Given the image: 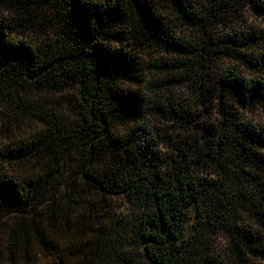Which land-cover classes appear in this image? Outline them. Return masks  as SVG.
<instances>
[{"label": "trees", "instance_id": "trees-1", "mask_svg": "<svg viewBox=\"0 0 264 264\" xmlns=\"http://www.w3.org/2000/svg\"><path fill=\"white\" fill-rule=\"evenodd\" d=\"M246 8L264 18V0H0V215L53 208L31 233L0 225V259L264 264V127L240 111L264 110V28ZM71 88L69 124L54 101L25 100ZM170 124L195 128L198 149ZM70 142L91 201L72 216L54 206ZM106 196L139 212L99 223ZM125 225L142 258L123 247ZM209 227L223 245L205 246Z\"/></svg>", "mask_w": 264, "mask_h": 264}, {"label": "rangeland", "instance_id": "rangeland-1", "mask_svg": "<svg viewBox=\"0 0 264 264\" xmlns=\"http://www.w3.org/2000/svg\"><path fill=\"white\" fill-rule=\"evenodd\" d=\"M47 14V12H45ZM245 18L250 23V25L258 27V28H264V18H261L254 14L249 8H246L245 11ZM44 26L46 28V34L50 35L53 33L54 26L51 25V22L46 20L44 23ZM112 44H118L116 42ZM234 62L230 60H221L220 62L214 64L216 67L221 65H228L233 64ZM244 69V68H242ZM173 90L183 97L185 100H190V98L194 99V92L193 90L185 84H182L180 86H177L173 88ZM229 96V95H228ZM76 93L74 89H68L65 92H62L56 96H51L49 98H42V96H26V101L30 102L31 104H35L39 101L43 100H50L54 101L57 113L60 116V120L64 122V124H69L77 119V109H76V102H75ZM229 102L234 104V98L229 96ZM235 105V104H234ZM242 114L252 120V122L257 123L264 127V110L260 108H253L251 110H244L240 109ZM216 117L214 115L207 116L206 120L210 122L212 119L214 120ZM165 127H168L170 131L174 134H181L183 138L188 139L191 143L188 145L193 144V146H190L189 148L198 149V144H195L193 141V138H195L196 130L192 129H186V128H180V125L176 124H170L166 125ZM194 133V134H193ZM179 135H176L174 143L176 145H180V140L178 138ZM188 145L185 146V143L183 147L188 149ZM202 146V144H199ZM166 147H162L163 152H165ZM67 152L65 153L62 160L57 161V164L55 166L61 167V173L59 175V181L55 184L54 192L55 200H54V206L55 209H62L64 212H67V214H70L71 216L76 214L80 210L87 209L90 206V199L86 196V191L82 185V182L80 183V178L77 175V167L79 166V159L81 158V151L79 146L74 145V143H69L66 145ZM46 159V158H45ZM44 159V160H45ZM104 159H108L107 156L104 157ZM103 159V160H104ZM104 201H101L100 204L105 206L104 209L99 210V218L97 221L100 222H108L110 223V220L113 218H120V222H130V219H132L139 210L134 206V204H131L125 197L123 196H113L108 197L106 196ZM50 211L53 210L52 207H50ZM54 209V210H55ZM46 210L45 206L38 207L35 210H29V211H23V212H13L10 215H0V225L6 226V225H14L16 222H19L21 225V229L28 231L29 233L32 232L34 227L36 225H39L40 223H43L45 218L48 216V212ZM51 214V213H50ZM246 213L243 212V215ZM52 215V214H51ZM118 231L121 233V240L123 243V247L125 250L129 251L130 253L137 255L138 258H142L141 256V249L137 246V244L134 241L133 238V227L130 225H125L123 228L118 229ZM203 238V243L205 246H209L211 244L213 245H223L225 239L224 230L219 227H209L203 230L201 233ZM200 245V244H199ZM14 264H24L21 260H14ZM0 264H12V262L8 259V253L5 251L2 254V258L0 259ZM202 264V262L198 263Z\"/></svg>", "mask_w": 264, "mask_h": 264}]
</instances>
